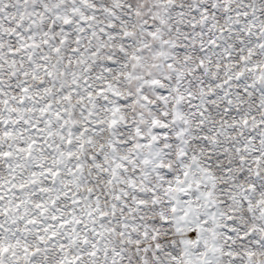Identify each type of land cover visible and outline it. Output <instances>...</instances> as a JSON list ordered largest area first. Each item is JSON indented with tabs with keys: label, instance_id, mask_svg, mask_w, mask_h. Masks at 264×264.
Segmentation results:
<instances>
[{
	"label": "snow or ice",
	"instance_id": "obj_1",
	"mask_svg": "<svg viewBox=\"0 0 264 264\" xmlns=\"http://www.w3.org/2000/svg\"><path fill=\"white\" fill-rule=\"evenodd\" d=\"M0 264H264V0H0Z\"/></svg>",
	"mask_w": 264,
	"mask_h": 264
}]
</instances>
